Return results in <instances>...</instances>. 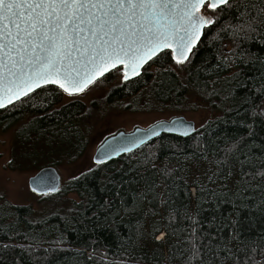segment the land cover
Here are the masks:
<instances>
[{"label":"trees","instance_id":"1","mask_svg":"<svg viewBox=\"0 0 264 264\" xmlns=\"http://www.w3.org/2000/svg\"><path fill=\"white\" fill-rule=\"evenodd\" d=\"M228 21L222 14L206 26L183 65L167 50L135 79L114 86L123 75L115 69L97 81L112 83L109 104L135 98L126 108L174 112L197 97L219 115L191 136L162 134L69 179L53 195L79 200L61 198L54 210L0 195V264H197L193 244L236 253L239 240L264 236V32L234 37L221 31ZM66 96L47 85L0 110L1 133L18 126L8 169L57 168L85 155L88 104ZM248 255L264 264L259 249Z\"/></svg>","mask_w":264,"mask_h":264},{"label":"snow or ice","instance_id":"2","mask_svg":"<svg viewBox=\"0 0 264 264\" xmlns=\"http://www.w3.org/2000/svg\"><path fill=\"white\" fill-rule=\"evenodd\" d=\"M222 14L229 21L221 31L234 37L264 32V0H0V93L11 100L41 84L79 92L109 66L136 75L164 49L183 65L205 27H216ZM122 78L129 79L127 72ZM239 244L236 253L193 244L192 255L197 264H255L248 253L258 249L264 256V236Z\"/></svg>","mask_w":264,"mask_h":264},{"label":"rangeland","instance_id":"3","mask_svg":"<svg viewBox=\"0 0 264 264\" xmlns=\"http://www.w3.org/2000/svg\"><path fill=\"white\" fill-rule=\"evenodd\" d=\"M122 72V70H121ZM120 73V72H119ZM122 75L117 76L114 86L120 83ZM111 84L95 82L85 91L73 96H66L65 101L71 98H78L88 104L85 122L90 125V142L85 155L75 164L57 167L62 178V186L71 178L92 168L96 165L94 154L98 146L109 136L123 130L132 131L137 127H148L160 120H169L174 116L183 115L196 123L197 128L202 127L206 122L214 119L219 113L212 110L207 103L197 97H192L185 103L180 111L171 112L169 110H145L146 104H141L136 108H126V103L133 99L126 98L123 101L109 104L105 100L113 86ZM153 108V107H152ZM264 116V105L261 108ZM18 126L7 132H0V195L4 196L11 204L31 205L35 210H54L63 200H79L76 193H69L60 197V201L53 193L41 195L34 192L28 183L29 178L38 170L16 171L7 168L10 158V150L14 141V134ZM42 168V167H41ZM40 168V169H41ZM192 196L195 189L191 188ZM165 233L157 236V239L164 238Z\"/></svg>","mask_w":264,"mask_h":264},{"label":"water","instance_id":"4","mask_svg":"<svg viewBox=\"0 0 264 264\" xmlns=\"http://www.w3.org/2000/svg\"><path fill=\"white\" fill-rule=\"evenodd\" d=\"M197 42V41H196ZM195 42V44H196ZM194 44V46H195ZM171 51L170 49H164L160 53L164 51ZM158 53L157 56L160 54ZM156 56V57H157ZM155 57L149 60L147 63L143 65V67L137 70V74L133 75L132 72L128 71V69L123 68L121 65H117L116 68H121L122 73L127 72L129 80L135 79L141 75L143 69L146 65L152 61ZM116 68L109 66V70L104 72L103 75H97L94 81L87 85L82 91L79 92H66L69 95H77L85 91L89 86L93 85L102 77L106 76L108 73L112 72ZM44 84H41L39 87L33 86L32 91H26L25 94L14 96L11 100L7 99L6 93H0V99H4V107H0V110L5 109L14 103L20 101L21 99L27 97L34 91L42 88ZM58 87L57 85H54ZM59 88V87H58ZM153 128L155 131H153ZM196 123L193 120L187 119L183 115L174 116L169 120H160L156 123L148 127H137L132 131H119L109 137H107L97 148L94 154V161L96 164L97 161H101L100 163L107 162L110 160H114L119 158L123 154L131 153L143 145L149 143L150 141L156 139L162 134H173L182 137H188L193 135L197 130ZM30 188L41 195L55 193L60 190L62 186V178L58 168L54 166H45L39 169L34 175H32L28 180Z\"/></svg>","mask_w":264,"mask_h":264}]
</instances>
